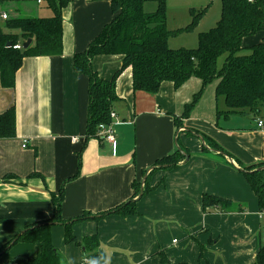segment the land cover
Segmentation results:
<instances>
[{"label":"crops","instance_id":"0c3cea01","mask_svg":"<svg viewBox=\"0 0 264 264\" xmlns=\"http://www.w3.org/2000/svg\"><path fill=\"white\" fill-rule=\"evenodd\" d=\"M29 1L0 0V7L5 5L0 12L9 18L53 16L44 0ZM62 17L63 55L25 58L15 88L0 89V114L11 106L16 110V135L0 139V250L28 227L49 221L53 197L62 189L64 220L90 216L72 232L80 242L98 236L97 264H254L264 245V212L242 168L264 164L262 119L223 116L227 107L216 95L218 82L204 87L191 78L179 89L165 82L155 95L135 92L132 70L126 68L116 78L115 144L88 139L89 79L75 71L74 56L85 52L115 15L111 0H70ZM122 66V56L92 60L104 80H112ZM177 144L189 160L153 173V191L137 199L134 183L145 186L154 164L176 153ZM205 195L231 200L244 211L205 212ZM130 201L138 215H105ZM52 241L61 264H88L82 248L65 243L64 227H52ZM40 251V244L17 243L0 264L34 259Z\"/></svg>","mask_w":264,"mask_h":264},{"label":"trees","instance_id":"16d2710c","mask_svg":"<svg viewBox=\"0 0 264 264\" xmlns=\"http://www.w3.org/2000/svg\"><path fill=\"white\" fill-rule=\"evenodd\" d=\"M44 1L52 10V17L21 16L0 20V89L15 88L16 74L25 58L63 55L62 11L69 5L70 0ZM148 1L151 0H111L115 15L113 22L102 30L85 52L74 56L75 71L89 79L87 138L97 137L101 125L112 123L111 113L118 100L116 78L126 68L132 70L134 91L151 95L157 94L165 82L174 84L176 89L191 78L200 79L204 87L218 82L216 95L224 98L227 107L223 116H253L264 121V0H221V19L215 28L199 34V44L195 49H172L169 45L170 38L193 30L208 8L201 11L192 9L191 25L186 29L170 31L167 27V1L153 0L157 3V10L146 13L144 6ZM258 34H263L261 41L246 47L245 40ZM28 40H32L28 49L14 48ZM8 43H12V46L8 47ZM99 55L123 57V66L112 80H104L94 71L92 60ZM223 57L225 61L219 67V61ZM200 96L201 94L197 95L193 103L186 106L182 119L189 117ZM175 122L178 129L182 128L180 119H175ZM15 135L16 110L11 106L0 114V139L13 138ZM213 146L223 151L222 148ZM184 159L185 156L177 150L176 153L158 160L147 177L143 197L153 191V173L172 170ZM261 168H264V164L242 170L258 198L260 210L264 212V169ZM133 187L138 197L141 183H134ZM62 202L61 189L58 196L53 197L52 218L28 227L24 233L5 245L0 250V259L13 245L31 243L40 244L41 251L36 258L18 260L17 264H61L63 257L52 241V227L57 224L65 228V243L84 249L86 262L97 264L100 247L98 236L94 235L80 242L72 232L76 223L90 219L89 214L66 221L62 217ZM203 207L205 212L244 211L241 205L231 200L210 195L204 196ZM111 213L124 217L138 215L136 202L130 201L105 215ZM254 264H264V245Z\"/></svg>","mask_w":264,"mask_h":264},{"label":"rangeland","instance_id":"374dc122","mask_svg":"<svg viewBox=\"0 0 264 264\" xmlns=\"http://www.w3.org/2000/svg\"><path fill=\"white\" fill-rule=\"evenodd\" d=\"M36 0H30L26 4L36 3ZM167 1V27L170 31L186 29L191 25L193 17L191 10L201 11L208 8L205 15L199 20L197 26L191 31L179 33L170 38L172 49H195L199 44V34L206 33L215 28L222 16L221 0H166ZM18 4V3H17ZM23 1L19 3L22 6ZM0 8H5V5ZM39 8L42 9L40 5ZM157 10V3L153 0L146 2L145 12L152 13ZM151 11V12H150ZM23 17H28L23 13ZM262 38L260 35L247 38V42H258ZM247 54V53H246ZM225 57L219 61V67H222Z\"/></svg>","mask_w":264,"mask_h":264},{"label":"built area","instance_id":"2783aa9c","mask_svg":"<svg viewBox=\"0 0 264 264\" xmlns=\"http://www.w3.org/2000/svg\"><path fill=\"white\" fill-rule=\"evenodd\" d=\"M38 2L41 3L42 0H39ZM8 19H9V16L7 13L0 12V20L6 21ZM14 48L17 50H21L23 47L22 45H17ZM111 119H112V123L110 125H101L99 127V132L97 136L104 138V140H106L109 143L115 144L116 138H115L114 131H113V124H114V120L116 119V114L114 111L111 113ZM258 126L259 128H264V121L259 120Z\"/></svg>","mask_w":264,"mask_h":264},{"label":"water","instance_id":"95a60500","mask_svg":"<svg viewBox=\"0 0 264 264\" xmlns=\"http://www.w3.org/2000/svg\"><path fill=\"white\" fill-rule=\"evenodd\" d=\"M31 43H32V40H28L27 42H25L24 44H23V49L24 50H26V49H28L29 48V46L31 45ZM8 47H11L12 46V43H8V45H7ZM200 139H201V141H202V143H204L205 144V141H204V138L203 137H201V136H198ZM205 146H206V144H205ZM207 147V146H206ZM177 149L185 156V162L186 161H188L189 160V155L188 154H186L180 147H179V145L177 144ZM211 151H215V150H213V149H211ZM223 154V153H222ZM224 155V154H223ZM261 169H264V168H261ZM154 170V168H152L151 170H150V172L151 171H153ZM243 171V170H242ZM147 177H148V175H146L145 176V178H144V181H143V184L146 182V179H147ZM143 191H144V186H142V188H141V193H140V195L138 196V198L137 199H140V198H142V196H143ZM57 225V224H56ZM26 231V230H25ZM24 231V232H25ZM23 232V233H24ZM84 250V249H83ZM3 255V254H2Z\"/></svg>","mask_w":264,"mask_h":264}]
</instances>
